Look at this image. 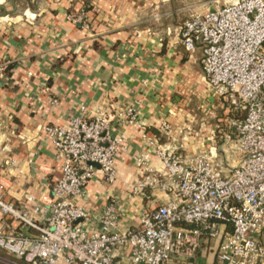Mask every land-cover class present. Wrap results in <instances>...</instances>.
<instances>
[{"label": "built area", "instance_id": "obj_1", "mask_svg": "<svg viewBox=\"0 0 264 264\" xmlns=\"http://www.w3.org/2000/svg\"><path fill=\"white\" fill-rule=\"evenodd\" d=\"M211 3L178 34L188 52L201 50L204 79L227 112L220 143L214 132L210 147L192 154L158 145L162 173L148 154L136 156L135 190L152 203L139 210L137 226L124 229L117 198L96 217L78 201L97 172L116 180L123 142L114 123L140 125L138 109L44 125L61 176L49 205L34 195L16 204L0 191L1 213L18 223L0 230V249L13 257L0 252V264H264V0ZM72 19L88 23L85 12ZM6 67L1 61L0 77ZM147 189L172 196L154 199Z\"/></svg>", "mask_w": 264, "mask_h": 264}, {"label": "crops", "instance_id": "obj_2", "mask_svg": "<svg viewBox=\"0 0 264 264\" xmlns=\"http://www.w3.org/2000/svg\"><path fill=\"white\" fill-rule=\"evenodd\" d=\"M211 7L208 0H189L185 9L179 0H0V62L7 63L0 77L4 199L24 205L34 195L49 205L62 163L44 125L136 107L140 125L114 123L123 142L116 180L97 172L78 203L95 216L117 198L122 228L137 226L139 210L152 201L135 190L141 178L136 156L148 154L162 173L158 145L192 154L210 147L215 130L221 134L205 121L208 110L215 113L212 106L224 115L218 122L227 112L204 79L202 52H188L178 34L184 19ZM82 12L87 24L72 19ZM17 226L0 211V230Z\"/></svg>", "mask_w": 264, "mask_h": 264}, {"label": "rangeland", "instance_id": "obj_3", "mask_svg": "<svg viewBox=\"0 0 264 264\" xmlns=\"http://www.w3.org/2000/svg\"><path fill=\"white\" fill-rule=\"evenodd\" d=\"M210 3H211V0H208ZM177 3H178V1H177ZM179 3H182L183 4V8L185 9L188 5H189V0H179ZM212 4V3H211ZM216 5L215 4H212V7L211 8H214ZM200 12H203V11H200ZM187 19V18H186ZM185 20V19H184ZM183 20V21H184ZM218 100V99H217ZM216 100V101H217ZM217 103V102H216ZM215 103V104H216ZM217 105V104H216ZM226 106H227V104H226ZM217 108H219L218 106H212L211 107V110H213L215 113H212V115H210V113H209V111L210 110H208L206 113H208V116H205L206 117V120L205 121H208V127L212 130H215V129H217V127H218V129H223V127L222 126H224V124H225V122L224 121H219L218 122V117H220V118H224V115L222 116V115H219L217 112H219V110H217ZM217 110V111H216ZM220 110H222V108H220ZM197 111H199L200 113H202V112H204L205 113V111H203V108H197ZM213 117V118H212ZM224 120V119H223ZM216 121V122H215ZM217 124H219V126H216ZM224 130V129H223ZM215 134L217 135V138H216V140L218 141V143H220V141H219V139H221V137L219 138V136H220V134H219V132H218V130H215Z\"/></svg>", "mask_w": 264, "mask_h": 264}, {"label": "water", "instance_id": "obj_4", "mask_svg": "<svg viewBox=\"0 0 264 264\" xmlns=\"http://www.w3.org/2000/svg\"><path fill=\"white\" fill-rule=\"evenodd\" d=\"M95 168H100V164L98 163H91Z\"/></svg>", "mask_w": 264, "mask_h": 264}, {"label": "trees", "instance_id": "obj_5", "mask_svg": "<svg viewBox=\"0 0 264 264\" xmlns=\"http://www.w3.org/2000/svg\"><path fill=\"white\" fill-rule=\"evenodd\" d=\"M222 127H223V129H225V126H222ZM223 129H221V131H223ZM220 135H221V134H220ZM0 252H1V253H5V251H3V250H1V249H0Z\"/></svg>", "mask_w": 264, "mask_h": 264}]
</instances>
